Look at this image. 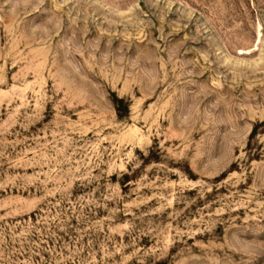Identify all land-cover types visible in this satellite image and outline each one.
Wrapping results in <instances>:
<instances>
[{
    "label": "rangeland",
    "instance_id": "rangeland-1",
    "mask_svg": "<svg viewBox=\"0 0 264 264\" xmlns=\"http://www.w3.org/2000/svg\"><path fill=\"white\" fill-rule=\"evenodd\" d=\"M0 264H264V0H0Z\"/></svg>",
    "mask_w": 264,
    "mask_h": 264
},
{
    "label": "trees",
    "instance_id": "trees-1",
    "mask_svg": "<svg viewBox=\"0 0 264 264\" xmlns=\"http://www.w3.org/2000/svg\"><path fill=\"white\" fill-rule=\"evenodd\" d=\"M117 101H122V99L121 98H118V100ZM116 109L118 110L119 109V106H118V104L116 105Z\"/></svg>",
    "mask_w": 264,
    "mask_h": 264
}]
</instances>
